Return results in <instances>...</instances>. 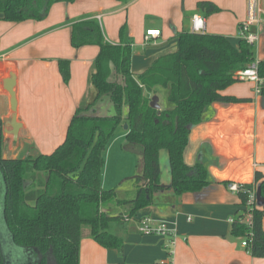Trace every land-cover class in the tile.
Listing matches in <instances>:
<instances>
[{
  "label": "crops",
  "instance_id": "0c3cea01",
  "mask_svg": "<svg viewBox=\"0 0 264 264\" xmlns=\"http://www.w3.org/2000/svg\"><path fill=\"white\" fill-rule=\"evenodd\" d=\"M201 1L213 2L221 12L205 17L197 10ZM227 13L239 28L247 14L245 2L237 12L218 0H129L126 5L117 0H76L55 4L48 17L40 22L13 23L0 16L3 158L22 159L28 155L53 153L65 141L71 120L83 99L88 103L96 100L97 90L89 85V76L99 49L71 46L75 23L95 20L109 43L130 44L133 51L131 69L139 76L159 57L178 50L176 36L192 31V17L196 14L206 20V33L224 35L237 45L238 36L234 39L225 32L208 31V27H214L212 19ZM148 19L157 20L149 22L153 27L145 28ZM186 20L188 25L184 23ZM122 27H125L123 38L120 35ZM149 30L160 31V35L147 45L145 36ZM255 30L259 33L256 55L264 60V23ZM59 60L70 61L68 84L63 81ZM222 94L249 101L214 103L208 107L202 122L192 128L184 154L188 166L202 164L207 169L210 184L199 192L177 196L172 190L168 154L161 152V159L168 158L164 166L160 159L163 190L155 195L152 205L140 210L128 222L123 252L103 248L85 236L80 244L79 264H162L169 261L168 238L138 231L137 221L146 216L177 230L172 257L175 264H264V258L253 257L242 246L243 240L232 235L231 219L238 220L244 211L240 195L227 188L230 183L255 185L257 194L259 192L255 173L258 171L264 176V95L257 96L250 82L236 83ZM162 95L158 97L161 110H164L168 106H164L166 97L163 101ZM91 115L100 116L93 112ZM126 132L124 130V137ZM117 144L114 140L111 142L106 153L108 160ZM123 145L121 157L114 153L118 160L116 167L112 169L109 163L110 170L103 171L104 190L109 187L105 184L111 185L108 189H115L122 179L142 170L139 156L125 153ZM126 156H129L128 162ZM118 193L119 197H124L120 199H125V195L133 191L119 189ZM263 207L264 198L257 195L256 208ZM103 211L118 214L123 209L111 204Z\"/></svg>",
  "mask_w": 264,
  "mask_h": 264
},
{
  "label": "trees",
  "instance_id": "16d2710c",
  "mask_svg": "<svg viewBox=\"0 0 264 264\" xmlns=\"http://www.w3.org/2000/svg\"><path fill=\"white\" fill-rule=\"evenodd\" d=\"M75 1L0 0V16L13 23L40 22L55 4ZM197 10L205 17L221 12L211 1L199 2ZM124 34L122 27L121 38ZM176 38L179 43L176 52L159 57L144 73L135 76L130 44L109 43L95 20L77 22L72 26L71 46L99 49L89 85L97 90L95 103L108 98L114 114L91 115L89 111L95 103L83 99L65 141L49 155H28L27 159L3 158L4 131L0 119V208L10 241L17 247L34 250L37 264H79L80 244L85 236L103 248L122 253L128 222L152 205L155 195L163 190L160 162L163 151L169 157L172 190L177 196L199 192L210 184L202 164L190 167L185 162L190 132L214 103L249 101L222 92L242 82L237 73L256 60V49L239 38L234 45L221 34L184 31ZM58 64L63 81L68 84L70 61L59 60ZM166 91L173 107L160 111L152 108L153 96ZM124 124L129 129L123 151L137 154L142 170L122 179L117 188L104 190L106 153ZM255 184H259L264 198V176L258 171ZM119 189H131L133 193L120 199L124 197L118 196ZM240 197L244 205L246 198L243 194ZM111 204L123 211L105 213L103 208ZM263 226L264 207L255 208L248 249L255 258H264ZM231 232L242 240L249 234L239 221L232 223ZM0 264H5L1 244Z\"/></svg>",
  "mask_w": 264,
  "mask_h": 264
},
{
  "label": "built area",
  "instance_id": "2783aa9c",
  "mask_svg": "<svg viewBox=\"0 0 264 264\" xmlns=\"http://www.w3.org/2000/svg\"><path fill=\"white\" fill-rule=\"evenodd\" d=\"M100 19V17H98ZM264 23V4L263 0H248L247 2V14L245 20L239 25L238 38L244 40L251 46L256 47L259 42V33L255 28ZM192 32L204 33L206 32V20L199 14L192 17ZM160 35V31L149 30L145 36V44L148 45L152 38ZM264 60H256L245 70L237 73V76L242 82H250L254 85V92L257 96L262 95L264 92ZM228 190L234 194H243L246 198V202L243 205V214L238 220H232L231 222L239 221L244 224L249 231L248 237L243 239L242 246L246 249L250 248L252 242V221L253 211L256 208L257 192L256 189H248L246 185L230 183L227 186ZM137 229L144 235H157L168 238L169 242L167 251L171 259L162 264H175L172 260L174 255V247L176 245L177 230L165 222H156L151 217H143L137 221Z\"/></svg>",
  "mask_w": 264,
  "mask_h": 264
},
{
  "label": "rangeland",
  "instance_id": "374dc122",
  "mask_svg": "<svg viewBox=\"0 0 264 264\" xmlns=\"http://www.w3.org/2000/svg\"><path fill=\"white\" fill-rule=\"evenodd\" d=\"M218 1L222 5L228 6L229 9L235 8L237 10V12L242 8V6L244 5V2H245V6H246V10H247L248 0H218ZM128 3H129V1L127 3H123V4L126 5ZM263 4H264V0H263ZM209 17H207V18H209ZM151 20L156 21L157 19H148L146 21L147 24L145 25V28L147 26L151 25V24H149V22ZM184 23L186 25H188V20H186ZM211 23L214 24V27H210V28L208 27V31L225 32L226 34H229L234 39H236V37L239 35L238 26L235 27V25L233 23V17H232V15H230L228 13L227 14H221L218 18L212 19ZM208 24H209V22H208ZM156 25L157 24H155L154 26H156ZM151 26L153 27V25H151ZM126 29L128 30L129 28L126 26ZM245 85L248 86V84H245ZM167 95H168V92L166 91L163 93L161 98L164 101V98L166 97V102H164V106H168L167 109H170L173 107V105L168 102V99H167L168 96ZM93 103H95V101ZM98 104H99V106H98V108H96V112H97L96 113L94 111H95V107ZM92 112L95 114H98L100 116L113 115L114 114V107L108 98H104L103 100H99L98 102H96L93 105L92 109L89 111V114H92ZM124 138H125L124 137V130L122 129V127H120L118 129L117 135L114 139V143L116 142L118 144L114 147L109 160L107 159V156H106L104 173L106 171L110 170L109 169V163H110L112 169H114L116 167V165L118 164V160L116 159V157H114V153L117 152L118 155H120L119 157H121V155H123L121 153L120 148L124 144ZM163 152H165V151H163ZM126 157H127V162H128L129 156H126ZM22 159H27V156L25 158H22ZM165 159H168L167 156H163L161 159L162 166L165 165ZM135 166H137V160H136ZM30 170H32V167L29 166L28 171H30ZM134 171H136V170H134ZM163 171H166V170L163 169ZM105 186H109V187H106L107 188L106 190H110L108 188H111V185L105 184ZM258 189H260V187ZM0 244H1V250H2L3 255H4L5 264H37L38 255L34 250H29V249L27 250V249L17 247L15 245H13L12 242L10 241V234H9V231L6 227L5 222H4V218H3L1 208H0Z\"/></svg>",
  "mask_w": 264,
  "mask_h": 264
},
{
  "label": "water",
  "instance_id": "95a60500",
  "mask_svg": "<svg viewBox=\"0 0 264 264\" xmlns=\"http://www.w3.org/2000/svg\"><path fill=\"white\" fill-rule=\"evenodd\" d=\"M151 107L157 110H161V105L159 104V97L158 96H153L152 101H151ZM129 129V125L128 124H124V130L128 131ZM260 198H261V194L260 192H258L257 194Z\"/></svg>",
  "mask_w": 264,
  "mask_h": 264
}]
</instances>
